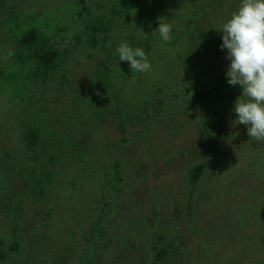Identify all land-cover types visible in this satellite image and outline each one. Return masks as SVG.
I'll return each mask as SVG.
<instances>
[{"label": "trees", "instance_id": "trees-1", "mask_svg": "<svg viewBox=\"0 0 264 264\" xmlns=\"http://www.w3.org/2000/svg\"><path fill=\"white\" fill-rule=\"evenodd\" d=\"M189 1L202 2L201 0ZM31 2L32 0H0V46L3 48L0 50V56H7L8 60H11L9 64L14 63L17 66L12 70L13 74L8 75L9 78L4 76L11 71L0 66V77H3L2 80L8 81L19 76L22 72L27 76L32 75L30 83L28 85L24 83L19 89L23 94L24 89H27V93L18 95L21 100L17 105L22 106L24 114L28 115L26 121L22 122L23 132L17 134L16 145L20 146V152L13 155L7 154L5 157L2 154L0 158V180L5 184L0 196L8 189L15 190V186L12 184L21 178L10 163L17 164L24 159L22 165L33 167L35 169L33 171L37 173L38 177V182L28 179L30 177L28 176L29 170L26 168L21 170V173H24L21 184H24L25 187L28 184L32 185V188L30 190L29 187L28 191L23 190L24 198L15 208L19 214H15L11 219L12 230L9 248L4 247L7 244L6 240L0 236V264H32L35 260V264H43V260H40L38 255L33 254V257L36 258L34 260L32 257L23 256L21 252L24 236L22 228L24 226L22 225L23 221H20L19 218L22 215V203L25 200H30L33 206L40 203V207H45L44 212L38 214L36 227L31 228H37V244L43 243V248L51 250V242L54 241L62 242L57 248L63 244L71 248L72 241L75 242L74 245L78 244L80 237L84 238L89 235L93 239L89 241L90 246L98 241H101V246H93L89 256L85 255L87 252L85 250L83 258L84 256L86 258L81 259L82 262L84 260L86 264L96 263L94 259L100 253L102 259L104 252L110 254L114 249L116 252L110 259L120 257L122 254V258L125 260L124 255L127 253L131 255L134 248L131 245L134 231L132 227L141 224L138 212L141 214L144 209L142 203L135 207L131 206L130 200L133 199L131 196H135L137 192L147 188V184L152 182L153 176H156L154 171L156 168V171L158 170L159 161L165 159L159 153L164 150L162 146H153L151 140L146 141L147 139L143 138L148 127H153L155 130L165 129L169 125L170 129L174 130L176 134H180L181 140L185 141L191 137L189 135L191 131L187 129L198 128L199 125L200 130L196 135L202 131L213 135L214 133L210 129L218 123L222 132L224 128L228 129L229 135L227 136H236L234 141L229 144L230 152L243 146L246 140L250 141L246 126L235 122L233 106L230 103H225V101L234 103L241 94V89L238 85L230 86L226 82L225 69L229 61L226 59V50H221L219 47L222 43V33L215 37L214 32L201 31L199 37L202 39L195 41L194 46L185 44V35L176 36L177 30H181L180 24L185 23V19L192 27L194 25L200 27V23L195 18V7L189 8L186 0H61L62 3L56 1L55 5L59 6V9L55 12L63 11V16L69 25H64V27L59 18L61 15H59L57 20H53L57 23L55 28L58 33L51 34L49 32L51 30L50 21L44 27L38 26L37 19L40 12L37 14V8ZM216 5L217 1H214L211 8L215 9ZM31 8L32 10L29 11ZM13 9H15L14 13ZM204 10L205 7L199 11L205 13ZM26 13L31 15H29V25L24 28L19 22L22 19L21 16ZM159 17L171 24V32H174L170 34L172 37L168 42L162 41L159 33L153 31L158 27ZM13 23L15 26L19 25L21 29L17 31ZM47 26L50 30L47 29ZM64 29L68 32L67 34L73 33L71 43L69 41V44L66 45L64 42L67 40V34ZM11 41L14 42L12 47H10ZM121 41H127L133 48L142 47L145 50L152 65L150 72L131 73L127 62L118 61L119 57L115 54V48ZM191 48L194 51H189ZM102 50L106 51L102 52ZM214 52L218 54L217 57L214 56ZM78 56L83 59V63L75 62ZM180 62L183 69L180 67ZM157 66L159 70L154 69ZM111 69L118 72H111ZM151 75L158 76L151 77ZM116 76H119V81ZM172 76H176V81ZM119 82H127V85L129 82L135 84L134 98H131L133 99L132 110L130 99H127L121 104L128 105V113H121L120 110L111 108L108 117H105L106 120H101V122L104 124L110 120L109 117L119 115L118 131L123 136L111 138L103 135L102 140L97 136L95 138L97 142H92L90 138L85 150L82 133L79 129L76 132L68 129L67 121L65 122L60 116H52L50 113L52 104L55 101H63L66 95L70 96V92L76 91L84 97L86 103L87 97L92 99L94 104L90 101L87 103V108L90 105L88 111L97 110V112L91 113L95 114L93 116L96 118L98 115L104 114L101 102L117 97L114 94L107 95L106 92H116ZM10 89V86L4 82L0 85L1 92L8 94ZM25 101L28 102V106L22 105ZM197 101L203 105L205 103V106L211 108L210 116L205 113L207 107ZM34 104H37V109ZM103 109H106V106H103ZM152 110H155L154 116L150 117V122L149 120L145 122L147 131L142 129L139 135H134L129 124L133 122V119L139 118L137 112L147 113ZM203 110L204 113H202ZM224 111L227 115L233 113L235 118L227 119L225 114H222ZM165 117L168 119H164ZM168 120H171L172 123L169 124ZM225 120L231 121L235 125L227 124V127H223ZM236 124L239 125V128ZM235 127L237 129H234ZM221 130L217 133L218 136L221 135ZM156 134L161 135L159 132ZM238 135L241 137L240 140ZM55 136H59V139H55ZM136 140H139L140 143L136 144ZM211 142L214 148L213 156L208 158V161L211 162L203 161L196 166H189L188 169L183 168V173L178 178L180 182L179 180L173 182V184L181 183L180 190L185 199L187 190L191 191L192 186L189 184L202 181L207 164H214L215 171L225 164L224 158L219 154L218 142L212 139ZM165 143L168 144V142ZM259 143L257 152L254 153V159L258 162L244 172V177L250 186L261 183L264 191V141H259ZM104 148L106 149L104 150ZM150 148L154 149L157 155H154L155 152ZM0 150L5 151V148ZM35 151L37 152L36 156L33 155ZM166 152L169 153L170 150L166 149ZM221 154H224V151ZM168 158L167 161H169ZM36 164L37 166H35ZM134 164L140 165V168L136 169ZM134 171L137 173L136 177L135 173L131 174ZM167 172L164 175H168ZM227 174L231 175L228 172ZM146 190L150 191L148 188ZM216 190L218 191L217 187ZM230 191L228 196H232L233 199L225 196L226 203L229 205L227 209H222L221 203L217 202L215 198H210L206 202L212 206L213 203L214 205L218 203L223 221L232 216L234 228L237 230L231 232L233 237L230 246H228L223 240L226 232L222 226L224 233L221 235V244L214 247L209 256L221 255L230 251L229 257L225 260L229 264H233L231 261L235 257L247 253L244 248L247 244L252 243L250 236L246 234L250 225L249 217L252 213L248 214L245 203L251 202L253 199L249 200L248 198L255 196L256 199L253 201L255 205L258 203L260 195L259 193L253 194L249 188L244 190L243 195L235 190L230 189ZM168 192L170 191L164 193L165 196L167 195V199L172 196L168 195ZM192 192L195 197L187 200L188 204L196 203V200H203L197 187L193 188ZM85 195L90 196L85 199ZM142 195L143 193L140 192L139 197H134V200L141 198ZM151 198L152 207L158 199H162L163 203L167 200L164 196L152 195ZM262 200L261 203L264 206V195ZM36 207L38 211V204ZM230 210H233L231 216L229 215ZM129 211L133 212L131 217L127 215ZM4 212L10 214L7 207H0V218ZM254 213L257 214L255 211ZM141 219L148 228V232L142 229L140 233H137V236L140 235L143 238V234L146 233L151 237V240H146L143 245L150 247L151 243L155 242L153 238H156L155 244L157 248H160L156 257L158 261L161 264H169L167 260L165 263L162 262V258L168 255L174 262L175 258H172V253H178L176 240L180 245H187L186 236L179 231L173 232L176 237L172 236L171 240L169 227L164 229L158 223L163 219L160 214L155 218L144 215ZM137 220L139 221L137 222ZM186 220L189 221L190 217H186ZM223 221L221 220V222ZM182 222L184 220H180V223ZM218 224H221L220 221ZM150 226H153L152 229ZM159 227L162 234H157ZM241 233L243 235H240ZM209 236L219 235L215 232ZM227 246L229 248L224 250ZM142 247L140 245L138 249L142 250ZM204 247V250L210 248L208 244ZM257 249L254 248L253 251ZM261 249L264 252V247ZM148 255L151 261L152 252H149ZM128 258L127 256L126 259ZM202 259L207 264L213 263L206 256H203Z\"/></svg>", "mask_w": 264, "mask_h": 264}, {"label": "rangeland", "instance_id": "rangeland-1", "mask_svg": "<svg viewBox=\"0 0 264 264\" xmlns=\"http://www.w3.org/2000/svg\"><path fill=\"white\" fill-rule=\"evenodd\" d=\"M56 1L62 3L61 0H32L31 2L33 6L37 8V14L40 12L38 14V19H37L38 26L44 27L47 24V22L50 21L51 30L49 29V26H47V29L50 30L49 32H51V34H53L54 32L58 33V30L55 28V25H57V23L53 22V20L54 21L57 20L59 15H61V17H59L60 20L62 21L61 24H63V26L69 25L68 22H66L67 20L63 16L64 15L63 11L57 13L59 6L55 5ZM201 1L202 2H198V1L194 2V1L186 0V4L189 8L195 7L194 9L195 11L194 13L196 14L195 18H197L198 23H200V27H198L197 25H194L192 27L187 22L186 19L184 21L185 23L180 24L181 30H177L176 36L185 35V44H192L194 46L195 41L197 40L201 41L202 38L199 37L201 31H204L206 33L214 32L213 34L215 35V37H218V35L221 34V32L217 29L231 16V14L234 11L237 10L240 3V0H201ZM214 1H217V5L215 9H212L211 7H213ZM204 7H205L204 10L205 13H201L199 10ZM31 10L32 8L29 9V11ZM55 10L57 11L55 12ZM14 11L15 9H13V13ZM29 15L31 14L26 13L25 15L21 16L22 19L20 20L19 24H22L24 28L25 26L29 25V21H30ZM13 24L15 26V23ZM15 29L19 31L21 27L19 25L15 26ZM65 32L66 34L68 33L67 31ZM72 34L73 33L71 32V34L69 33L66 35L67 40H65L64 45L69 44V41L71 43ZM10 43H11L10 47H12L14 42L11 41ZM62 47L64 46L62 45ZM193 48L189 49V51H194ZM2 49H3L2 46H0V50ZM104 51L106 50H102V52ZM213 54L215 57L218 56L216 52H214ZM75 62L77 64H80L83 63L84 61L80 56H78L76 57ZM9 63H11V60H8L7 56L6 57L0 56V66L6 67L7 68L6 70L11 71L4 76L5 78H9L8 75L11 73L13 74L12 70L14 68H17V66L14 65V63L12 64ZM180 67L181 69H183L181 62H180ZM154 69L159 70V67L157 66ZM110 71L114 73L118 72L115 69H111ZM155 76L158 75H151V77H155ZM2 78L3 77H0V85L4 82L7 85H9L11 89L8 92V94L4 93L3 91L2 92L0 91V149L5 148V151L0 150L1 153L0 158L2 154L5 157L7 154L13 155L15 153L20 152V148H19L20 146L16 145V141L18 137L17 134L23 132L22 122L26 121V117L28 118V115L24 114V108L22 106L17 105L21 100V97H18V95L23 94L21 91H19V89L21 85H23L24 83H27V85L30 83V80L32 79V75L27 76L24 74V72H22L19 76H16L15 78L8 81L6 80L4 81L2 80ZM116 78H118V81L120 80L119 76H116ZM172 78L174 79V81H176V76H172ZM134 88H135L134 82H129L128 85L127 82L117 83L116 92L113 93L106 92L107 95L114 94L117 97L111 99L110 101L101 102V108L104 114L100 116L98 115L96 118L95 116H93L95 114H91V113L95 111L97 112V110L88 111L90 105H88L87 108V103L92 101V99L90 97H87V103H86L84 101V97L79 92L76 91H74L75 96H74V92L72 91V93L70 92V96L66 95L63 101L60 102L55 101L52 104L53 107L50 110L51 111L50 113L52 116L58 115L65 122L67 121L68 124L66 123V127L68 129L73 130L75 132L76 130L79 129V131L82 133L81 136L83 139V147H85L86 150V146L89 144L90 138L92 142H97L95 140L97 136L100 137L101 140L103 135L111 138L113 137L119 138L123 136L118 131L119 122H120L119 115H117L116 117H109L110 120L104 124H102L101 120L102 121L106 120L105 117H108V112L111 111L110 110L111 108H113L114 110H120L119 112L121 113H128L129 112V110L127 109L128 105L124 103L121 104L123 101H126L127 99H130L129 102L131 104V110H132L133 99L131 98L134 96ZM26 93H27V89H24L23 95H25ZM10 95L12 96V98ZM197 103L203 105L200 101H197ZM225 103L227 104L230 103L232 106H234V103L232 102L225 101ZM27 104L28 102L25 101L24 104L22 105L28 106L29 104L28 105ZM102 104L103 106H106V109H103ZM205 105L206 104L204 103L203 106ZM34 106L37 109V104H34ZM16 107L18 108V110ZM205 107H207L205 109V113L207 114V116H210L211 108L209 106H205ZM153 113H155V110H152L151 112H147V113L137 112L139 118L133 119V122L129 124L130 129H133L132 132L134 133V135L135 134L139 135L140 130L142 129L143 131L144 129L145 131H147L148 129L147 133L144 135L143 138L147 139L146 141L151 140L153 146H162L164 150L163 151L161 150V152L159 153L165 158L164 161L162 160L159 161V168L157 171H156L157 168L154 171V173H156V176H153L154 179L152 180V182L147 184V188L150 190L149 191L150 193L146 190L147 188L145 187L143 190L140 191L141 193H143L141 198H137L136 200H134L135 199L134 197H139L140 192H137L136 193L137 195L135 194V196H131V198H133L132 201L130 200L131 206L133 205L135 207L138 204L142 203L143 204L142 206L144 207L141 214L140 212H138L139 220H141V224L138 225L136 224L134 228L132 227L134 231H133V243H131V245L134 248L130 253L131 255H128V253L124 255L125 260L122 258V254L120 255V257L117 256L116 258L110 259L111 256L114 255V253L116 252L114 249L113 251H111L110 254L104 252L102 254V259L100 258L101 256L100 253L94 259L96 260V263L92 262V264H161L156 258L158 252H160V248H157L155 244L156 238H153V240L155 241L154 244L152 242L151 243L152 245L151 246L149 245L150 247H147V245L146 246L143 245V242H145L146 240L147 241L151 240V237H149V235H146V233L143 234L142 236L143 238H141L140 235L137 236V233H140L142 229L143 231L146 230L148 232V228L146 227L145 224H143L144 222L143 219L141 218H143L144 215H149L150 218H155L158 214H160L163 218L162 220H159L158 223L164 229H166L167 226L169 227L168 230L171 234L170 235L171 240H172V236L176 237L175 235H173V232L176 233L178 231L183 233V235L186 236L187 238V243L189 245L188 244L180 245L176 240L178 253L177 254L172 253V258H175L174 260L175 263L207 264V262L202 259L203 256H206L207 258H209L208 260L210 259L212 260L213 262L212 264H229V262H227L225 259L229 257L230 251L228 253L225 252L221 255L219 254L215 256L214 255L209 256V255L214 247H217L218 245L221 244V240H222L221 235L224 233V230L226 233L224 235L223 240H225L226 244L230 246L231 239L233 237L231 232L233 233L234 231H237L234 228V223L231 216L233 210L229 211V215L231 217L226 221H223V215L220 212L221 210L219 208L218 203L216 205H214L213 203L212 206L211 204L207 203L206 200H209L210 198L211 199L215 198L217 202L221 203L222 209L224 208L227 209L229 205L226 203L225 196L231 198V200L233 199L232 196H228L231 193L230 189L241 192L243 195L244 190L247 188H249V190H251L253 194L259 193L260 195L258 199V203H256L255 205L253 203V201L256 199L255 196L248 198L249 200L253 199L251 202L245 203V207L247 208L248 214L252 213L251 217H249V221H250L249 229L246 231V234L250 236V241L252 243L247 244L246 248H244L247 253L235 257L231 262H233V264H264V252L261 249L262 247H264V245H262L264 244V228H263L264 212H262L264 206L261 203V201H263L262 197L264 195V191L262 189L261 183H257L253 186H250L246 182L244 177V172L248 171L251 165L258 162L257 160L254 159V153L257 152V145H260V143L258 142L256 144L257 141L246 140L243 146H241L240 148H236V150L233 152H230L231 149L229 148V144L232 143V141H234L236 136L233 135L227 136L229 135V133H227L228 129L224 128L222 132L221 128L218 127L219 126L218 123H216V126H213L210 129V131H213L214 133L213 135L207 132L204 133L203 131L200 134L196 135V133H198V130H200L199 125L198 128L191 127V130L187 129L188 131H191L189 133L191 137L183 141L181 140V135L176 134L174 130L170 129L169 125L165 129L159 128L154 130L153 127L147 128V126H145V122H147L148 120L150 122L151 120L150 117L154 116ZM202 113H204V110ZM222 114H225V111ZM225 116L227 117V119H229V117L231 118L234 117L233 113L228 115L225 114ZM164 119H168V117H165ZM215 121L217 122V120ZM168 123L170 124L172 123V121L168 120ZM227 124L228 125L231 124L230 126L235 125L233 122L225 120L223 123V127H227L228 126ZM73 127H76L74 128L75 130L73 129ZM237 127L239 128V125H237ZM237 127H235L234 129H237ZM220 130H221V135L218 136L217 133ZM158 132L161 133V135L156 134ZM238 136L240 140L241 137L240 135ZM58 137L59 136H55V139H57ZM211 139L216 140L218 142L219 154L222 155V158H224L225 164L221 165L220 169L216 171L213 168L214 164L212 163L207 164L205 173L202 177L203 178L202 181L200 182L196 181L189 184L190 186H192L191 191L187 190L186 192L187 196L185 199L183 197V192H181L180 190L181 183H179L180 180L178 178L183 173L182 171L183 168L188 169L189 166H196L200 162L208 161L209 160L208 158H211L213 156L214 148L212 147L213 144L211 142ZM138 141L139 140L135 141L136 144L140 143V141L139 142ZM165 142H168V144L166 145ZM173 144L174 145L176 144V146H174ZM171 145H173L174 147ZM105 149L106 148H104V150ZM150 149L153 152H155L154 149L152 148ZM166 149L170 150V152L165 153ZM222 151H224V154H221ZM155 154L157 155V152H155L154 155ZM33 155L36 156L37 152L35 151ZM167 158L171 162L167 161ZM11 160L13 161V159ZM21 161L17 164L10 163V165H12L11 167L18 174V176L23 178L24 173H21L22 172L21 170H24L26 168L27 170H29L28 176L30 177H28V179L38 182L37 173L33 171L35 169H33V167L31 166L22 165L24 163V159ZM35 166H37V164ZM134 167L138 169L140 168V165L137 166L136 164H134ZM168 168H170V170H168ZM165 172H167L168 175H164ZM227 172L231 175L228 176ZM134 173L136 177L137 173L135 171L132 172L131 174ZM21 178L17 179L12 184L13 186H15V190L8 189L4 193H2V196H0V207H4V206L7 207L8 212L10 213L8 215L5 214L4 212L2 218H0V236L6 240L7 244L4 246L6 248L10 247V241H11L10 232L12 230L11 219H13V216H15V214L16 215L19 214L15 211V208L18 206L19 202H21V199L24 198L23 190L28 191L29 187L30 190L32 188V185L28 184V186L25 187L24 184H21L22 181ZM178 180H179L178 184H173V182H177ZM4 185H5L4 182L0 180V192L2 188H4ZM196 187L199 194L203 196V200L202 201L196 200V203L191 204L190 202V204H188L189 201L187 200L194 199L195 197V194L194 192H192V189ZM216 187L218 191L216 190ZM153 190L155 191L152 192ZM167 191H170L168 192L169 193L168 195H172L171 198L169 199H167L168 198L167 195L166 196L164 195V193ZM152 195L159 197L164 196L165 199L167 200L163 203L162 199H158L153 203V207H152V202H151ZM89 196L90 195H85L84 197L86 199ZM37 204L39 206L38 211L36 207ZM37 204L33 206L30 200L27 201L25 200L22 203V211H21L22 215L20 216L19 220L23 221L22 225L24 226L22 228L24 229V236H23V244L21 247V252L23 256L30 258L32 257L35 260L36 258L33 257V254L38 255V257H40L39 259L43 260V264H86L84 260L83 262L81 260L86 258L85 256L83 258L85 250L87 251L85 255L87 254V256H89L92 252L91 248L95 245L96 247L97 246L100 247L101 241H98L97 243H94V245L92 244V246H90L89 241L93 239L88 235L87 237L84 236V238L80 237L78 244L74 245L75 242L72 241V245L70 246L72 249L69 248L68 245L66 244L65 245L63 244L60 246V248H57L58 245L62 243L60 241H58L57 243L56 241L51 242L52 244L51 250L50 248L49 249L43 248V243L37 244V228L31 229L33 226L37 225L38 214H42L45 209L44 206L40 207L41 206L40 203ZM231 207L233 208V206ZM257 207L260 209H258ZM254 211L257 212V214H255ZM127 215H130L131 217L133 215V212L129 211ZM186 217H190V220L187 221ZM139 220H137V222ZM180 220H184V222L180 223ZM221 220L223 222H221ZM219 221L221 224H218ZM166 222H168V224H166ZM222 226L224 230L222 229ZM150 227L152 229L153 226ZM158 229L159 232H157V234L158 233L162 234V232H160L161 231L160 227L157 228V230ZM208 231L210 232L207 233ZM215 232H217L219 236H209L214 234ZM240 235L243 234L241 233ZM259 243L260 246H258ZM203 244L204 246L208 244L210 248L204 250L205 247L203 246ZM210 244L212 245L210 246ZM140 245L143 246L142 250L138 249ZM195 246L197 247L195 248ZM228 246L224 248V250H227L229 248ZM253 247L258 249L256 251H253L254 249ZM200 248L201 250H199ZM149 252H152L153 254L151 261L148 255ZM202 252L206 255L201 254ZM127 256L129 257L128 259H126ZM162 260L163 263H165L167 260L169 264H175L170 260L168 255H165L164 258H162ZM35 262H33L32 264H35Z\"/></svg>", "mask_w": 264, "mask_h": 264}, {"label": "clouds", "instance_id": "clouds-1", "mask_svg": "<svg viewBox=\"0 0 264 264\" xmlns=\"http://www.w3.org/2000/svg\"><path fill=\"white\" fill-rule=\"evenodd\" d=\"M222 33L221 50L229 61L226 82L239 86L241 94L232 111L235 122L246 126L250 140L264 141V0H240L239 6L217 29ZM159 33L164 42L171 38V24L158 18ZM119 60L127 62L131 73H148L152 65L142 47L133 48L121 41L115 48Z\"/></svg>", "mask_w": 264, "mask_h": 264}]
</instances>
